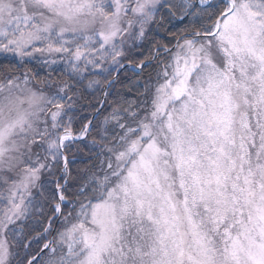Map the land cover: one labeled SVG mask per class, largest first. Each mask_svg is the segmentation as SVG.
Returning a JSON list of instances; mask_svg holds the SVG:
<instances>
[{
	"label": "snow or ice",
	"instance_id": "obj_1",
	"mask_svg": "<svg viewBox=\"0 0 264 264\" xmlns=\"http://www.w3.org/2000/svg\"><path fill=\"white\" fill-rule=\"evenodd\" d=\"M0 264H264V0H0Z\"/></svg>",
	"mask_w": 264,
	"mask_h": 264
},
{
	"label": "trees",
	"instance_id": "obj_2",
	"mask_svg": "<svg viewBox=\"0 0 264 264\" xmlns=\"http://www.w3.org/2000/svg\"><path fill=\"white\" fill-rule=\"evenodd\" d=\"M77 162H79V161H77Z\"/></svg>",
	"mask_w": 264,
	"mask_h": 264
}]
</instances>
